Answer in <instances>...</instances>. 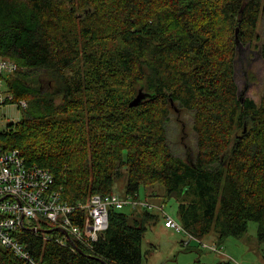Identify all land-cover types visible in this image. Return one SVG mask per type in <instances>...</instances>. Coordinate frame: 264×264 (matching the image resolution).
I'll return each instance as SVG.
<instances>
[{"label": "trees", "instance_id": "obj_1", "mask_svg": "<svg viewBox=\"0 0 264 264\" xmlns=\"http://www.w3.org/2000/svg\"><path fill=\"white\" fill-rule=\"evenodd\" d=\"M262 15L264 0H0V58L20 66L8 84L21 112L0 145L51 170L69 204L115 193L126 168L127 196L164 187L194 237H240L254 221L264 239V90L243 100L235 75L238 44L260 39ZM176 106L193 113L192 160L168 143ZM138 209H111L91 246L15 235L43 264H142L145 223L159 216ZM0 264L24 262L0 245Z\"/></svg>", "mask_w": 264, "mask_h": 264}, {"label": "built area", "instance_id": "obj_2", "mask_svg": "<svg viewBox=\"0 0 264 264\" xmlns=\"http://www.w3.org/2000/svg\"><path fill=\"white\" fill-rule=\"evenodd\" d=\"M19 67L14 60L0 58V107L14 99L8 79ZM20 105L25 107L27 103L21 101ZM1 120L0 117V122ZM2 131L0 128V132ZM126 207L163 211L165 204H153L140 197L122 198L116 193L93 195L88 204H69L63 200V188L56 184L51 170L37 165L31 166L19 149L6 150L0 145V245L13 251L24 264L43 263L16 237L15 233L18 231L32 230L43 220L56 226L51 225V228L62 230H57V237L47 233L46 239L56 240L64 246L71 243L73 249H76L75 240L91 246L109 228L110 210H123ZM77 209L86 211L82 225L73 220ZM164 219L167 228L187 234L190 238L185 240L187 246L193 239L202 241L190 234L178 219L169 215H164Z\"/></svg>", "mask_w": 264, "mask_h": 264}, {"label": "rangeland", "instance_id": "obj_3", "mask_svg": "<svg viewBox=\"0 0 264 264\" xmlns=\"http://www.w3.org/2000/svg\"><path fill=\"white\" fill-rule=\"evenodd\" d=\"M258 35L259 40L251 43H239L237 48L236 81L239 94L244 100L252 98L259 102L264 90V15H262ZM18 104L8 103L0 107V128L5 130L9 124L16 123L21 118ZM169 142L175 155L184 159H194L196 156V135L193 130V113L183 111L181 107L172 109L167 123ZM128 171L123 168L115 179L114 191L122 198L127 197ZM140 198L153 204H165L163 211L150 210L158 214L155 222L146 221L147 229L142 241V264H264V239L260 238L258 223L251 221L248 231L240 237H228L219 240L215 229L206 235L202 241L193 239L190 247L185 240L190 239L185 233H178L167 228L164 215L177 218L178 203L173 197L164 201L161 194L164 187L160 185L141 187ZM157 195V197L155 196ZM125 212L132 209L126 207ZM140 217L143 209H138ZM52 227L54 224L49 223Z\"/></svg>", "mask_w": 264, "mask_h": 264}, {"label": "water", "instance_id": "obj_4", "mask_svg": "<svg viewBox=\"0 0 264 264\" xmlns=\"http://www.w3.org/2000/svg\"><path fill=\"white\" fill-rule=\"evenodd\" d=\"M82 17V15H81ZM146 97V94L144 92H140L139 95L131 101L130 103V107H135V106H138L140 104V102L142 100H144V98ZM37 231V232H43V233H52L53 231H57V230H61L60 228H50V229H45V228H42V227H35V228H32V231ZM62 231V230H61ZM67 234L66 231H64ZM80 252H83L81 250V248H78Z\"/></svg>", "mask_w": 264, "mask_h": 264}]
</instances>
